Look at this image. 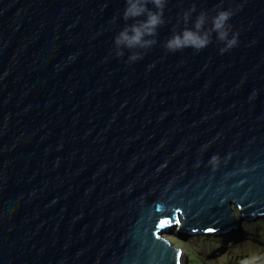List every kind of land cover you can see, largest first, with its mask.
<instances>
[{"label":"water","instance_id":"95a60500","mask_svg":"<svg viewBox=\"0 0 264 264\" xmlns=\"http://www.w3.org/2000/svg\"><path fill=\"white\" fill-rule=\"evenodd\" d=\"M193 4L237 46L168 52ZM124 8L0 0V264H185L162 235L264 217V0H167L134 63Z\"/></svg>","mask_w":264,"mask_h":264},{"label":"clouds","instance_id":"9594fccd","mask_svg":"<svg viewBox=\"0 0 264 264\" xmlns=\"http://www.w3.org/2000/svg\"><path fill=\"white\" fill-rule=\"evenodd\" d=\"M166 3L167 0H125V8L121 17L123 21H125V26L114 37L116 57H123L125 55L124 50L127 49L131 53L128 56V63H134L143 59L142 52L144 50L151 49L158 43V29L165 24L164 9ZM149 5H152V8H149ZM196 11V6L193 4L178 19L176 25L172 29L171 37H169L164 44V48L168 52L176 53L189 48L193 49L195 52H200L213 43L214 36L215 40L223 45L219 48L221 55L237 46L239 33L234 32L232 25L229 23L230 19L235 15L234 10L224 9L221 5L215 10L214 15H209L206 11H200L192 27H189L192 15ZM129 21H131V23H128ZM113 23H116V18L113 19ZM181 24H183L184 27L180 31H177V29H180ZM218 161L219 158L213 156L209 163L215 165ZM234 213H236V210ZM256 220L257 219H250L243 221ZM238 226L239 223L235 229L228 232H234L237 230ZM237 232H239V229ZM174 233L177 236V233ZM257 233L256 231V234ZM223 234L192 236L203 238L213 236L217 239H222L224 243L229 242L228 239L222 237ZM258 237L259 235L257 234V241L261 239H258ZM164 238L168 241L167 237ZM262 250L264 252V247ZM263 252L260 253L258 251L257 257H253L249 261L244 259L243 261H238L236 264H243V262L244 264H264Z\"/></svg>","mask_w":264,"mask_h":264},{"label":"rangeland","instance_id":"374dc122","mask_svg":"<svg viewBox=\"0 0 264 264\" xmlns=\"http://www.w3.org/2000/svg\"><path fill=\"white\" fill-rule=\"evenodd\" d=\"M260 221L261 219H257L256 221L239 222L237 228V230L239 229V232L235 230L234 232L222 235V237L229 240V242L226 243H224V241L222 242V239H217L212 236L205 238L197 236H181L180 238H177L178 236H176L175 233L163 236L167 237L168 240H171V245L174 248L181 250L182 263H190L191 258L189 257L193 254L199 259V262L205 264H236L238 261H243L244 259L249 261L253 257H257L258 251L260 253L263 252L264 237L259 241L256 240V231L259 230L256 223ZM259 227L262 228L263 225H260Z\"/></svg>","mask_w":264,"mask_h":264},{"label":"trees","instance_id":"16d2710c","mask_svg":"<svg viewBox=\"0 0 264 264\" xmlns=\"http://www.w3.org/2000/svg\"><path fill=\"white\" fill-rule=\"evenodd\" d=\"M233 212H235V210ZM256 225H258V229H259V230H257V232H258L257 234L259 235L258 239L263 238L264 237V219H261V221L257 222ZM260 225H263V227L260 228L259 227ZM189 258H191V262L187 263V264H205V263L199 262V259H197L193 254H191Z\"/></svg>","mask_w":264,"mask_h":264},{"label":"bare ground","instance_id":"6f19581e","mask_svg":"<svg viewBox=\"0 0 264 264\" xmlns=\"http://www.w3.org/2000/svg\"><path fill=\"white\" fill-rule=\"evenodd\" d=\"M244 219H241V220H238L239 222H241V221H243ZM225 233H230V232H225ZM224 233V234H225ZM208 237H210V236H208ZM213 237V236H212ZM169 242H170V244H171V240H168Z\"/></svg>","mask_w":264,"mask_h":264}]
</instances>
